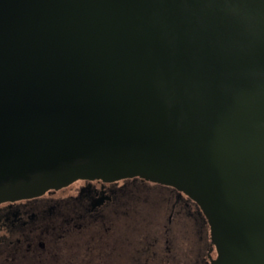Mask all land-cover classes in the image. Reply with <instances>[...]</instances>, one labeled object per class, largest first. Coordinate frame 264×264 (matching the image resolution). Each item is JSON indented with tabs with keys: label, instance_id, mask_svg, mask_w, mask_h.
<instances>
[{
	"label": "water",
	"instance_id": "1",
	"mask_svg": "<svg viewBox=\"0 0 264 264\" xmlns=\"http://www.w3.org/2000/svg\"><path fill=\"white\" fill-rule=\"evenodd\" d=\"M135 177L264 264V0H0V203Z\"/></svg>",
	"mask_w": 264,
	"mask_h": 264
},
{
	"label": "flooded vegetation",
	"instance_id": "2",
	"mask_svg": "<svg viewBox=\"0 0 264 264\" xmlns=\"http://www.w3.org/2000/svg\"><path fill=\"white\" fill-rule=\"evenodd\" d=\"M198 204L142 178L79 179L0 203V264H211Z\"/></svg>",
	"mask_w": 264,
	"mask_h": 264
}]
</instances>
